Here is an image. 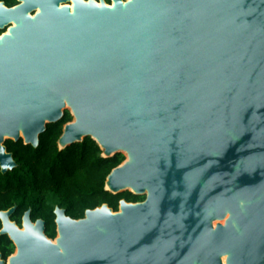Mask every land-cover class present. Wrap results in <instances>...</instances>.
I'll return each mask as SVG.
<instances>
[{
  "label": "water",
  "instance_id": "1",
  "mask_svg": "<svg viewBox=\"0 0 264 264\" xmlns=\"http://www.w3.org/2000/svg\"><path fill=\"white\" fill-rule=\"evenodd\" d=\"M17 1H0L1 171L7 139L38 147L70 107L61 148L126 153L107 189L146 198L57 207L56 242L0 212L13 264H264V0Z\"/></svg>",
  "mask_w": 264,
  "mask_h": 264
},
{
  "label": "trees",
  "instance_id": "2",
  "mask_svg": "<svg viewBox=\"0 0 264 264\" xmlns=\"http://www.w3.org/2000/svg\"><path fill=\"white\" fill-rule=\"evenodd\" d=\"M0 1L9 7L18 4L17 0ZM73 119L71 111L66 109L60 121L47 125L38 147L26 144L23 138L7 139L5 146L17 166L6 173L0 167V211L14 205L21 211L32 208L34 219L46 220V232L52 238L56 236L57 206L65 208L71 218L81 219L87 210L104 204L118 211L123 199L141 202L146 198L131 190L114 193L107 189L108 176L126 160L124 153L105 156L90 136L61 148L59 139L65 125Z\"/></svg>",
  "mask_w": 264,
  "mask_h": 264
},
{
  "label": "flooded vegetation",
  "instance_id": "3",
  "mask_svg": "<svg viewBox=\"0 0 264 264\" xmlns=\"http://www.w3.org/2000/svg\"><path fill=\"white\" fill-rule=\"evenodd\" d=\"M107 1V0H106ZM111 1V0H110ZM5 31H2L0 34L4 33ZM146 196V195H145ZM60 207V206H57ZM54 210L55 213V223H56V236L55 237H49L47 235V223L46 220L43 218H36L34 219V215H33V211L32 208H28L24 211H21L20 209H18L17 205H14L12 207H10L7 210H1L0 212H8L12 209H14L12 211V213L8 216V221L10 224H12L19 232H29L30 228H28L26 226V215L27 213H29V218L31 221V224L34 228L37 227V221L38 220H43L45 222V229H44V234L47 236L48 239H50L52 242H56V239L58 237V226H57V214H56V209ZM62 208V207H60ZM65 209V208H64ZM67 215V214H66ZM228 217V214H227ZM225 220L223 219L224 222H222V220H218L217 224H225ZM215 220L212 221V225L215 228L216 225L214 223ZM13 228L11 227H6L4 219L0 216V264H13V258H16L17 256H19L20 253V248H19V244L17 242V240L14 238V236L16 234H18L15 230H12ZM33 236V233H31ZM224 256V255H223ZM221 260H222V256H221ZM224 264V263H223Z\"/></svg>",
  "mask_w": 264,
  "mask_h": 264
},
{
  "label": "bare ground",
  "instance_id": "4",
  "mask_svg": "<svg viewBox=\"0 0 264 264\" xmlns=\"http://www.w3.org/2000/svg\"><path fill=\"white\" fill-rule=\"evenodd\" d=\"M111 7H113L114 6V3L112 2V3H110L109 4ZM71 9H72V11H73V5H71ZM13 26H15V24L13 25ZM9 29L6 31V33L7 34H9ZM218 221V220H217ZM215 222V221H214ZM227 255H224V256H222V262L224 263V264H227Z\"/></svg>",
  "mask_w": 264,
  "mask_h": 264
},
{
  "label": "rangeland",
  "instance_id": "5",
  "mask_svg": "<svg viewBox=\"0 0 264 264\" xmlns=\"http://www.w3.org/2000/svg\"><path fill=\"white\" fill-rule=\"evenodd\" d=\"M98 1H99V0H98ZM106 2H107V1H106ZM112 2H113V1L111 0L110 2H107V3H109V4H110V3H112ZM68 110H70V111L72 112V110H71V108H70V107L68 108ZM125 155H126V157H127V159H128V156H127V154H126V153H125ZM127 159H126V160H127ZM222 222H224V221L222 220ZM214 223H215V225H216V224H217V220H215V222H214Z\"/></svg>",
  "mask_w": 264,
  "mask_h": 264
}]
</instances>
